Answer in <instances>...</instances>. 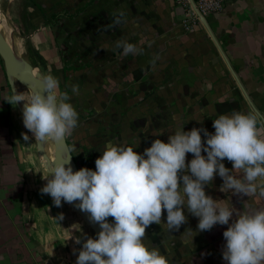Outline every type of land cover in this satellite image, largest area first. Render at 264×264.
Segmentation results:
<instances>
[{"label": "crops", "instance_id": "0c3cea01", "mask_svg": "<svg viewBox=\"0 0 264 264\" xmlns=\"http://www.w3.org/2000/svg\"><path fill=\"white\" fill-rule=\"evenodd\" d=\"M80 3L78 12L75 8L71 13L55 17L73 19L78 16L80 22L92 27L89 32V27L85 26L86 34H92L95 28L98 40L107 37L108 41L97 43L99 54L95 66L101 68V72L95 82L136 85L138 90L135 92L121 90V100L139 97L147 100V134L139 126H135L133 133L127 130V113L136 111L137 102L130 104L129 110H118L119 129L93 133L97 136L95 140L89 131L84 132L80 142L84 168L94 171L95 160L109 143L130 146L142 154L155 139L167 143L168 136L180 128L184 127V131L203 128L214 133L213 120L221 114L230 115L233 111L256 114L205 28L196 23L189 30L183 26L176 28L179 20L182 22L185 18V5L175 0H143L138 3L137 0H80ZM140 3L147 7L144 16L147 29L151 19L161 20L157 26L159 36L147 41L143 55L125 57L121 54L122 49H114V45L121 34H126L124 39L129 43H135L137 19L141 18L137 15ZM119 11L125 13L126 23L108 27ZM68 13L71 17H67ZM152 13H158V18H151ZM207 16L210 28L242 86L264 115V0H231L223 11ZM168 34L176 35L169 38ZM156 56L159 59L153 65ZM107 67H125L127 75L124 77L121 71L105 73ZM101 90L96 89L95 95L101 94ZM11 95L0 58V264H76L82 245L75 243L76 238L66 235L65 203L62 201V207H55L52 198L40 192L47 183L43 177L48 173L33 167L25 154L20 112L16 105L6 101ZM88 96V92L81 94V103L85 106L88 105L83 100ZM105 99L109 96L106 95ZM121 112L127 113L120 116ZM259 130L260 138L264 139L263 124L259 125ZM109 133L116 136L109 137ZM131 135L134 138H129ZM201 135L206 139L203 133ZM143 136L147 137V142ZM191 159L193 155L187 154L186 162ZM223 162L226 168L232 169V163L227 159ZM233 175L242 177L239 171H234ZM222 183L217 175L205 188L206 194L219 201L221 206L232 205L240 213L264 209V199L233 195L227 190L221 192ZM60 214L64 216L62 221L55 219ZM185 214L187 223L179 231L170 233L163 224L166 223L165 211L163 223L146 229L144 243L157 247L169 264H226L222 251L226 243L223 232L228 226L216 225L210 231L200 232L198 218L186 210ZM233 219H236L235 213Z\"/></svg>", "mask_w": 264, "mask_h": 264}, {"label": "clouds", "instance_id": "9594fccd", "mask_svg": "<svg viewBox=\"0 0 264 264\" xmlns=\"http://www.w3.org/2000/svg\"><path fill=\"white\" fill-rule=\"evenodd\" d=\"M121 23H126L123 11L114 14L108 27ZM114 49H122L125 57L143 55L142 48L125 39L117 40ZM58 88L59 81L49 75L43 77V92L33 93L29 100L13 92L6 100L12 105L24 102L23 125L36 142L63 141L78 126L79 114L68 102L69 94L63 92L58 99ZM71 91L78 95L79 86L73 85ZM262 124L264 116L233 111L213 120L214 133L183 127L169 135L167 143L155 139L142 154L130 146L109 143L95 160L94 171L74 172L66 163H52L43 177L47 183L41 194L49 195L58 208L62 201L74 204L101 229L96 238H76L75 243L82 245L76 264H169L157 247L144 243L146 229L163 223L166 211L163 224L170 233L179 231L187 223L185 210L198 218L200 232L228 226L223 232L226 264H264V209L240 213L232 205L221 206L205 191L218 175L223 181L221 192L264 199ZM21 135L29 142L27 134ZM189 153L193 159L186 162ZM225 159L232 169L225 167ZM234 171L242 177L234 176ZM55 219L62 221L64 216Z\"/></svg>", "mask_w": 264, "mask_h": 264}, {"label": "rangeland", "instance_id": "374dc122", "mask_svg": "<svg viewBox=\"0 0 264 264\" xmlns=\"http://www.w3.org/2000/svg\"><path fill=\"white\" fill-rule=\"evenodd\" d=\"M140 1L143 0H137V3ZM80 4V0H2L0 12V28L3 31V37L7 44L9 43L10 47L20 56L36 63L38 69L45 77L51 75L59 81V88L56 90L58 99L63 92L69 94L70 100L68 102L73 105L79 117L78 126L74 129L71 136L66 137V139L79 169L84 168V157H82L84 153L81 150L82 145L80 144L82 137H84V132L89 131L91 138L95 140L97 136L93 135V133H98L99 131L107 132V129L110 128L114 130L119 129V126H121V119L118 116L119 109L129 110L130 108L127 107L133 102H137L136 111H132L130 114L126 112L127 119L125 121L128 124L127 130L133 133L135 126H139L147 134L146 97L128 98L127 100H121L120 97L122 95L121 90L137 91L136 85L131 84L130 86L127 82H122L120 85L111 82L107 84L95 82V77L99 76L101 72V68L95 66L96 56L99 54V50L96 48L97 43H102V40L104 42L108 41L107 37L98 40L95 28L92 34H86L85 26L89 27V32L92 31V27L80 22L78 16L73 19L52 16L53 13L58 12L63 15L67 12L71 13ZM146 9L147 7L143 3H140L137 15L141 18L137 19L135 43H133L142 49L147 44V41L150 42L153 38L158 39L160 32L157 29L161 21L159 19H151V23H149L150 27L147 29V20L144 19V16L147 15ZM153 11L157 10L153 9ZM157 14L152 13L151 18H158ZM196 24L204 28L198 20ZM152 25L156 28H152ZM83 26L84 28H82ZM176 28H183L180 20ZM125 35L121 34L118 37L119 39H124ZM175 35L170 34L168 37L171 38ZM216 39L218 40L217 37ZM125 69V67H107L104 68V71L108 74L115 71L120 73L121 71L125 77L127 75ZM137 70L138 68L135 71ZM143 70L146 71V69ZM15 84L18 94L23 93L26 100H29L31 92L18 81H15ZM73 85L79 86L78 95L72 93L71 88ZM96 89H102V93L96 96ZM144 90L147 93V88ZM83 92L89 93V96L84 97L83 100L88 106L81 103V94ZM106 95L109 96V99H105ZM80 103L81 105H79ZM141 112L142 115H140ZM126 113L121 112L120 116ZM20 116L22 133L30 137L29 142L24 141L25 154L32 161L33 167L37 166L41 172L46 173L37 156L35 138L24 127L23 114L21 112ZM109 134V137L116 136L114 133ZM129 138H134V136L131 135ZM143 139L147 142V137L143 136ZM49 143L53 145L51 141ZM145 144L147 145V143ZM51 151L53 152V149ZM66 210L67 222L65 231L68 237L80 238L81 240H84L86 237L96 238L93 231L79 215L72 212L68 207ZM111 220L112 218H109L110 222Z\"/></svg>", "mask_w": 264, "mask_h": 264}, {"label": "water", "instance_id": "95a60500", "mask_svg": "<svg viewBox=\"0 0 264 264\" xmlns=\"http://www.w3.org/2000/svg\"><path fill=\"white\" fill-rule=\"evenodd\" d=\"M1 1L0 0V12H1ZM190 5L192 9L194 10L195 14L198 17L199 23L205 28L208 35L216 45L217 49L221 53L225 63L229 67L232 75L234 76L239 88L242 90L247 102L251 106L252 110L258 115V116H264L261 114V112L255 107L252 100L250 99L249 95L245 91L244 87L242 86L240 80L238 79L234 69L232 68L227 56L225 55L224 51L222 50L218 40L216 39L212 29L209 26V23L207 22L206 16H203L200 11L198 10L197 6L195 5L193 0H189ZM0 58L3 62V66L5 69V74L8 79L10 89L13 92H17L15 81H18L23 86H25L31 94L43 92V77H45L37 66L32 64L30 61H28L23 56H20L17 54L13 49H9L7 46V42L4 39L3 35L0 33ZM23 101L19 102L16 106L18 110L23 114ZM264 126V124H263ZM49 142H36L35 146L37 150V156L39 158L40 164L42 168L48 173V169L51 170V168L54 166L52 163H66L65 166H71L73 171L80 170L77 162L75 161L74 155L69 147V144L67 142V139L65 138L63 141L59 142H52L53 143V150H54V157L52 160L48 159L44 155V147ZM78 203V202H75ZM65 205L75 214L79 215L80 218L86 223V225L89 226V228L93 231L94 235L97 237L98 233L101 231L98 224H94L89 220V214L82 212L79 210V208L75 207L74 204H68L65 203Z\"/></svg>", "mask_w": 264, "mask_h": 264}, {"label": "built area", "instance_id": "2783aa9c", "mask_svg": "<svg viewBox=\"0 0 264 264\" xmlns=\"http://www.w3.org/2000/svg\"><path fill=\"white\" fill-rule=\"evenodd\" d=\"M179 4L186 6V15L182 20V26L185 29H191L197 22L198 17L192 9L189 0H175ZM198 10L203 16H207L213 13H219L224 10L225 6L231 0H193Z\"/></svg>", "mask_w": 264, "mask_h": 264}, {"label": "bare ground", "instance_id": "6f19581e", "mask_svg": "<svg viewBox=\"0 0 264 264\" xmlns=\"http://www.w3.org/2000/svg\"><path fill=\"white\" fill-rule=\"evenodd\" d=\"M0 33H1V35H3V31H2L1 28H0ZM7 46L9 47V49H12V48L10 47L9 43L7 44ZM30 94H31V93H30ZM31 95H32V94H31ZM51 149H54V148H53V145H50V143H47V144L45 145V147H44V155H45L48 159H50V160H52L53 157H54V150H53V152H52Z\"/></svg>", "mask_w": 264, "mask_h": 264}, {"label": "trees", "instance_id": "16d2710c", "mask_svg": "<svg viewBox=\"0 0 264 264\" xmlns=\"http://www.w3.org/2000/svg\"><path fill=\"white\" fill-rule=\"evenodd\" d=\"M80 9H81V8H77L76 11L78 12ZM61 14H62V13H60V12H59V13H53L52 16L55 17V16H58V15H61ZM67 17H71V16H70V13H68V16H67ZM31 62H32V61H31ZM32 64H34V65L36 66V64H35L34 62H32ZM75 161H76V160H75Z\"/></svg>", "mask_w": 264, "mask_h": 264}]
</instances>
